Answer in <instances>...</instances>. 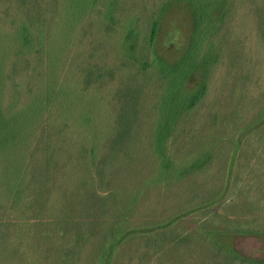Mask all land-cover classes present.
Here are the masks:
<instances>
[{
	"label": "rangeland",
	"instance_id": "rangeland-1",
	"mask_svg": "<svg viewBox=\"0 0 264 264\" xmlns=\"http://www.w3.org/2000/svg\"><path fill=\"white\" fill-rule=\"evenodd\" d=\"M87 1L90 5L98 2L0 0L1 21L8 28L14 27L10 18L22 23L28 18L47 17L42 32L47 42L39 48L41 52H37L39 60L43 59L49 38L52 40L48 72L41 66L43 75L32 92L16 104H8L4 110V121L8 120L10 127L2 131L1 139L6 144L0 154V183L5 191L11 190L15 181H24L19 173L25 172L26 191H35L34 201L60 200L49 208L50 226L34 228L26 237L23 231L10 235L7 228L0 226V264H224L230 261L231 255L222 247L232 248L240 257L264 261V235L238 232L242 225L249 224L244 219L249 214L248 204L251 201L256 204L258 197H264V0H117L124 8L127 21L139 16L136 22L142 38L149 34L152 22L149 18L161 16L155 45L158 57L164 61L178 62L186 55L191 40L209 33L212 27L218 31V41L228 50L224 58L210 65V88L198 108L184 114L177 126L179 141H172L169 147L171 151L174 148L188 155L203 148L210 139L216 142L203 150L211 152L210 157H205H209L205 169L191 173L187 184L200 192H196V204L209 197L207 202H213L212 206L167 227L161 220L175 214L171 212L179 209V198L191 201L189 192L174 198L172 193L166 192L167 188L158 193L149 187L144 198L137 199L136 206H124L121 218L120 210L103 205L104 199H110L109 194L104 196L108 188L140 196L151 181L163 179L160 149L154 157L149 145L150 142L155 145L159 133L156 124L161 122L159 118L163 113L160 111L168 107L164 91L153 94L143 89L150 76L143 63L122 65V51L129 46L105 41V33L101 39L90 25L83 23ZM122 14L121 11L120 16ZM197 17L206 20L200 33L193 29ZM100 18L102 30L110 31L109 18L105 14ZM228 30L231 32L229 40ZM21 39L18 31L0 29V77L12 74V67L6 65L5 58ZM238 43L248 55L242 61L243 66L238 65ZM207 44L209 41L204 42L205 47L209 46ZM82 49L88 52L86 60L92 54L96 60L102 56L101 59L111 61L109 56L116 54L115 72H121L120 76L109 78L98 61L96 64L84 62ZM218 49L216 46L210 50V60ZM141 52L145 54V50ZM146 52L151 55L149 46ZM205 53L202 51L200 56ZM86 67H92L95 81H99L94 86L101 91L83 93L86 76L82 69ZM200 67L189 79L195 81L188 85L190 89L193 87L191 90L205 79L204 66ZM138 72L141 76L136 75ZM238 82L248 92L242 93L241 89L238 92ZM245 82L248 83L244 86ZM105 84L118 89L108 91ZM43 111L45 114L41 113ZM88 116L98 125L82 130L83 119L87 120ZM213 118H221L226 123L216 127ZM135 122L142 124L137 127ZM244 122L247 132L243 131L245 136L238 145V127ZM75 128L80 130L75 133ZM107 128L117 134L110 141L113 152L109 150L108 141H99ZM88 133L98 136L94 145L96 152L89 143L91 135ZM76 136L80 143L72 145ZM32 139L35 142L33 158L25 162L26 147ZM102 157L108 158L104 165L107 171L98 163ZM154 158H157V167L155 165L156 170L151 172ZM92 171L105 172L103 181L100 179L101 188L85 185ZM72 180L74 186H70ZM99 190L103 191V197L98 195ZM119 224L116 235L112 236L113 226ZM149 227L156 230L149 234H127L128 229ZM24 237L27 247L17 242ZM119 239L124 242L121 254L111 258L105 250Z\"/></svg>",
	"mask_w": 264,
	"mask_h": 264
},
{
	"label": "trees",
	"instance_id": "trees-1",
	"mask_svg": "<svg viewBox=\"0 0 264 264\" xmlns=\"http://www.w3.org/2000/svg\"><path fill=\"white\" fill-rule=\"evenodd\" d=\"M82 2V0H81ZM22 2H20V5ZM59 4V3H57ZM97 6V10H94V7ZM54 8V6H53ZM85 14L83 16V23H86L88 26L90 25L91 29L94 30L95 34L99 33L98 36H100L101 39H104V33L106 34L107 38L105 41H111L117 45H123L124 47H128L125 49V51H122L121 57L123 61V66H126V62H134V63H143L145 66V69L147 72L150 73L149 80L146 83V86L144 85L143 89L147 88L150 93L155 94V92L164 91L166 103L165 106L168 107L160 116L159 120L161 119V122L159 124L157 123L159 127H157L156 132L158 133V136L155 138V145H150L152 148V152H154V157L157 156V151L160 149V157L162 159L160 163V170L162 171V180L159 181H151L147 187L145 188L144 192L138 196L131 194V192L124 191V190H110L109 188L105 191L108 192L105 197L109 194L107 198L110 199H104L106 201H102L103 205L105 206H114L118 210L121 211V214L119 217H124V206L130 205L131 207L136 206L138 200H141L144 198V195L147 194V191L149 190V187H153L156 189V192L163 193L164 188H167V191L169 194L173 195L174 198L179 196L180 194H184L189 192V196L191 195L192 199L191 201L187 202L180 201L179 198V209L172 210L171 214L175 213L172 217H168L163 221V225L167 227L168 225H171L172 223H175L178 219H186L190 215H192L197 210H204L206 208H209L212 206V203L210 201L207 202V199L201 200L199 203H195L194 201L198 199L196 192L199 194V191H196L195 189H190L188 187V182L191 178H189L191 173H198L206 165L207 159L211 156V152H204L203 150H206L208 146L215 144L213 141L208 140V143L203 148H200V150H196L195 153H190L188 155H182L178 149H172V151L169 149L170 143L172 141H179V133L178 127L182 121V118L186 113L193 112L198 108V106L201 104V101L204 99L208 89L210 88L209 82H208V76L210 71V65L213 63H217L218 59H221L225 57L228 51L227 48H225L224 44H222L221 40L218 41L217 37L218 31H216L215 27H212L209 29V33H204L202 36H198V38L194 37L191 40V44L186 51V55L182 57L178 62H167L161 59V57H158V54L156 52V43H157V37L158 32L162 23L161 16H156L153 18H149L151 22L150 28H149V34L141 37V29L136 21H138L139 16H136L134 19L128 20L125 16L124 8L120 7L119 2L117 0H106L100 1L96 4L90 5L87 1L86 8H85ZM20 11V9H19ZM123 12L120 16V12ZM22 12V11H20ZM106 15L110 22L111 28L110 31L102 30L101 26V18L100 16ZM10 18V16H9ZM47 17L40 16L39 20H34L31 18L25 19L22 21V23L17 22L15 18H10L11 23L14 25L12 28H8L3 20L0 17V29L1 30H14L18 31L19 35L22 36L21 41L14 46L12 50L9 51L5 58L6 65H10L12 67V74H8L7 76L0 77V117H1V124H0V154H2V149L4 146V143L6 144V141L2 140V131L4 129H7L10 127V124L8 123V120H5L4 117V110L7 108L8 104L13 105L16 104L20 99H24L28 93L32 92V89L36 83H38L39 78L43 75L41 71V66H45L46 72L49 70L50 66V46L52 44L51 37L48 41V47L43 51L44 56L42 61L39 60L37 56V52L40 51L39 48H42V44L47 42V37L42 33L44 28V23L46 21ZM82 18L79 19L81 21ZM194 28L197 29L200 33L202 27H205L206 20L202 19L200 20L198 17L194 21ZM264 23V19H263ZM75 26V25H73ZM94 27V28H92ZM97 32V33H96ZM225 35V34H224ZM231 35V32L227 31V38L229 40ZM216 36V38H214ZM74 36L72 37V39ZM86 39H84L85 41ZM116 41V42H115ZM205 41H209L208 47H205L204 45ZM90 42V41H89ZM151 49V55H149L146 51L147 48ZM218 47V50H214V57L212 59H209V52L211 49H214L215 47ZM89 48V45H88ZM85 52V61L84 62H91L93 64H96L97 61L102 64V70L106 74H109V78L116 79L119 74L115 72L117 64L116 59H118V56L113 53V56H109L111 61L101 59L102 56H99L96 60L95 56L90 54L88 56V59L86 60L87 56L86 49H82ZM145 50V54H142L141 51ZM202 51H205L206 53L203 56H200V53ZM218 51H222L223 53H218ZM41 52V51H40ZM121 52V51H120ZM223 54V55H222ZM150 56L152 58L150 59ZM248 57L246 56V53L243 51V47L238 43V65L240 66L242 64V61ZM161 63H160V62ZM159 62V63H158ZM42 63V64H40ZM156 64V68L154 69V66ZM204 66V71L206 73L205 79L201 82L199 87H195L193 90L188 88V85L191 83H194V80L191 79V76L194 74L196 70L200 66ZM243 66V64H242ZM239 69L243 70V67H239ZM82 73L86 76V81L83 82L82 85V91L84 94L88 93L90 95L91 92H94L95 90H102L101 88H96L94 85L97 83L98 79L95 81V77L93 75L92 67H86L82 69ZM136 75H140L141 73L138 72ZM145 76V74H143ZM105 81H109V79H106ZM112 81V80H111ZM190 81V82H189ZM99 82V81H98ZM102 82V81H101ZM248 82L243 83L245 86ZM25 87V88H24ZM105 87H109L108 91H116L118 88L114 86H108V84H105ZM196 89V90H195ZM240 89L243 92H248V89H244L243 86L238 82V92H240ZM106 90V91H107ZM245 90V91H244ZM145 92V91H144ZM188 92V93H187ZM140 94V93H139ZM137 94L136 96H138ZM99 107V104L97 101H95V105ZM213 106V104H212ZM101 109V108H99ZM170 111H175L174 114L170 113ZM164 112H166L164 114ZM43 114V112H41ZM50 113V112H48ZM100 113H103V111L100 110ZM89 114V113H88ZM101 115L99 114V118ZM92 116H88V119H83L82 122V130L86 129L89 130L91 128H94V121L91 120ZM106 119L109 120V116H106ZM46 120V119H45ZM100 120V119H99ZM213 125L216 127H220L222 124L225 125L226 121H224L221 118H213ZM139 123L138 125L135 122V125L137 127H140ZM124 125L127 127V121L124 120ZM246 127V128H244ZM76 129L77 133L80 129ZM247 130V124L246 122L243 123L242 127H238V145H240L242 136H245V132ZM106 132L109 133V135L106 134ZM247 132V131H246ZM91 135V139H89V143H91L93 149L96 152V148L94 145L98 141V136L95 133H88ZM121 135V134H118ZM117 134L113 131L111 128H107L105 130V133L101 140L99 141H110L113 139V137ZM173 137V138H172ZM153 140V139H151ZM217 142H220L219 139ZM80 141L78 140L77 136L75 137V140H72V145L79 144ZM210 144V145H209ZM35 146V142L32 139L31 142L26 147L25 151V162H29L30 159L33 158V148ZM32 149V150H31ZM109 150L112 151L111 143ZM152 154V153H151ZM239 154V152H238ZM99 157L100 155L97 154ZM206 156H209L207 159H205ZM106 160V161H105ZM108 158L102 157L100 158L99 164L103 165L104 170L105 169V162H107ZM97 164V165H99ZM96 165V163H94ZM94 165L92 168H94ZM157 167V158H154V165L151 172H154ZM102 169V168H101ZM205 169V168H204ZM107 171V170H106ZM105 173V172H104ZM103 171L100 173H97L96 171H92L91 176L86 178L88 181L85 182V185L94 186L97 188H101V180L103 181ZM19 174L24 176V181L22 183L14 182L11 185V190H6L0 183V226L7 228L10 232V235L15 234L16 232H25V237L29 234H31V231L35 228H40L39 226L43 225L45 228L48 225V219L51 211L49 208L54 204H59L60 200L58 198H54L52 201L51 199H46L44 202L41 201H34L33 193L35 191H26V185L28 177L26 178L25 172H20ZM101 175V176H100ZM153 175V174H150ZM97 176H100L99 181H96ZM165 177V178H164ZM101 179V180H100ZM82 182V178L79 180ZM187 181V182H185ZM97 182V183H96ZM74 180L71 181L70 186H74ZM224 194H226V187H223ZM101 191V190H99ZM222 192V191H220ZM103 191H101L98 195L100 197H103L102 195ZM223 194V196H224ZM204 195V194H203ZM223 196H221L223 199ZM210 197H212L210 195ZM217 198V197H216ZM259 201H256V204H253L254 201H251L248 204V215H245L244 219L247 220L246 222H249L247 225H242L238 232L246 233V234H262L264 235V197H258ZM111 200V201H110ZM176 200V199H174ZM220 200V199H219ZM178 201V198L177 200ZM202 202V203H201ZM47 203V204H46ZM110 203L112 205H110ZM195 203V204H194ZM252 204V206H251ZM183 207L185 208L183 210ZM48 208V209H47ZM251 208V210H250ZM112 218V217H111ZM116 218V216L114 217ZM119 220V219H118ZM122 220V219H121ZM125 220H123L124 222ZM121 222V221H120ZM162 223V222H160ZM119 225H114V230L111 232L112 236H115L117 231V227ZM156 229L153 227L149 228H132L128 229L127 234L130 232L131 234L139 233V234H149L151 232H154ZM2 235V231L0 233ZM49 236H54L50 235ZM65 236V235H63ZM25 237L23 239L17 240L19 245H25L27 247V244L24 242ZM185 237V236H184ZM54 238V237H53ZM123 239V238H122ZM122 239H119L117 243L111 244L107 250L108 255H111V258H115V256L119 257L121 254V249L124 245V242H120ZM117 250H119L117 252ZM222 250L228 252L231 255V259L228 263L224 264H264V261H259L256 259H250V258H243L237 255L232 248L226 249L222 247ZM117 252V254H116ZM236 261V262H235Z\"/></svg>",
	"mask_w": 264,
	"mask_h": 264
}]
</instances>
